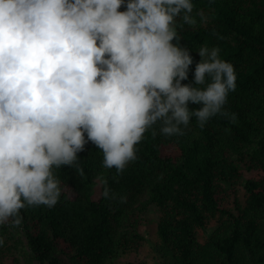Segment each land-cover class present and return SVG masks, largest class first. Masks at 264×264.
<instances>
[{
    "label": "clouds",
    "instance_id": "obj_1",
    "mask_svg": "<svg viewBox=\"0 0 264 264\" xmlns=\"http://www.w3.org/2000/svg\"><path fill=\"white\" fill-rule=\"evenodd\" d=\"M193 8V0H0V226L19 227L21 209L54 207L62 194L54 169L74 166L89 142L120 174L154 125L171 137L193 117L200 128L218 114L236 121L224 106L237 75L219 49L201 47L193 82L182 84L194 59L176 22L195 24ZM103 195L114 198L107 186Z\"/></svg>",
    "mask_w": 264,
    "mask_h": 264
},
{
    "label": "trees",
    "instance_id": "obj_2",
    "mask_svg": "<svg viewBox=\"0 0 264 264\" xmlns=\"http://www.w3.org/2000/svg\"><path fill=\"white\" fill-rule=\"evenodd\" d=\"M193 3L196 23L176 22L194 59L182 84L193 82L201 47L219 49L237 75L224 106L236 121L218 114L200 128L193 117L171 137L154 125L120 174L89 142L74 166L54 169V207L21 209L19 227L0 226V264H114L122 254H131L124 264H264V0ZM149 207L157 221L147 262L136 255Z\"/></svg>",
    "mask_w": 264,
    "mask_h": 264
},
{
    "label": "rangeland",
    "instance_id": "obj_3",
    "mask_svg": "<svg viewBox=\"0 0 264 264\" xmlns=\"http://www.w3.org/2000/svg\"><path fill=\"white\" fill-rule=\"evenodd\" d=\"M144 219H145V226L142 228L145 230L146 227H150V233L145 236L146 242L144 244V249L138 253L136 256L140 259L146 260L147 262L151 261V255L149 252V247L150 245H153L156 241V233H155V223L157 221V216L152 208H148L147 211L143 214ZM149 224V225H148ZM131 254H122L120 258L114 262V264H124L127 258H130Z\"/></svg>",
    "mask_w": 264,
    "mask_h": 264
}]
</instances>
